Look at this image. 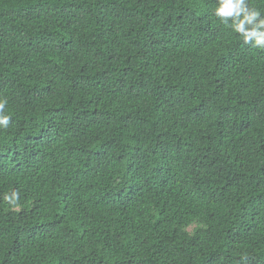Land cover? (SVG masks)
Listing matches in <instances>:
<instances>
[{
    "label": "trees",
    "instance_id": "obj_1",
    "mask_svg": "<svg viewBox=\"0 0 264 264\" xmlns=\"http://www.w3.org/2000/svg\"><path fill=\"white\" fill-rule=\"evenodd\" d=\"M214 8L0 0V264H264V50Z\"/></svg>",
    "mask_w": 264,
    "mask_h": 264
},
{
    "label": "clouds",
    "instance_id": "obj_2",
    "mask_svg": "<svg viewBox=\"0 0 264 264\" xmlns=\"http://www.w3.org/2000/svg\"><path fill=\"white\" fill-rule=\"evenodd\" d=\"M214 16L227 25L244 45L264 50V15L249 5L248 0H214ZM6 101L0 100V127H7L10 117L5 113ZM19 194H5L3 199L11 206H17Z\"/></svg>",
    "mask_w": 264,
    "mask_h": 264
}]
</instances>
